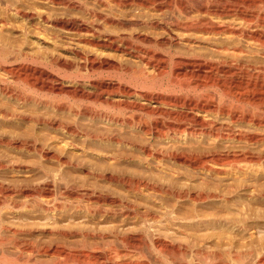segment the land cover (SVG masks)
<instances>
[{
    "label": "bare ground",
    "instance_id": "6f19581e",
    "mask_svg": "<svg viewBox=\"0 0 264 264\" xmlns=\"http://www.w3.org/2000/svg\"><path fill=\"white\" fill-rule=\"evenodd\" d=\"M57 36L78 40L54 49ZM3 176L26 178V199L42 179L94 217H138L156 249L184 236L191 264H264V0H0ZM1 218L0 264L66 255L35 234L70 228Z\"/></svg>",
    "mask_w": 264,
    "mask_h": 264
},
{
    "label": "rangeland",
    "instance_id": "374dc122",
    "mask_svg": "<svg viewBox=\"0 0 264 264\" xmlns=\"http://www.w3.org/2000/svg\"><path fill=\"white\" fill-rule=\"evenodd\" d=\"M174 34L176 35V33H174ZM49 38H50L49 40L51 42L50 41H48V42L51 46H54V49L55 48L59 49L61 46H63L62 48H64V47L67 48L69 45H71L73 43L72 40H78L77 37L71 38L70 36H64V37L63 36L62 37L57 36L54 38L53 37H49ZM63 39H65V40H63ZM174 41H175V39H174ZM165 48H167V47H165ZM168 48H172L173 50H176L177 47L174 43L172 45H168ZM10 86L16 87L13 84H11ZM43 140L46 141L44 138H43ZM46 142H49V141H46ZM57 150L58 149H56V151ZM3 177H0V184L5 185V186L8 184L7 186H10L13 190L11 189L8 191V193H5L0 189V213H1L0 215L2 217L1 222H3L4 224L6 223V225H10L12 223L13 226H16L17 224L19 225L21 222H22L21 224H23V222L24 223L26 222L27 224H29L28 222H30V224L41 223L42 225L44 223H45L44 225H46L48 223V225L52 224L51 226H53V227L55 225V228L57 226H58V228H59V226H61V228L63 227V228L68 229V230L70 228V230H73L72 235L69 236V238L68 237H66V238L61 237L60 235H53V237H52V235L40 236L41 234L40 235L35 234V238H37L36 240H38V241H40V240L41 241L42 240L48 241V240L56 239V237L57 238H63L66 241L65 248L67 251H66V255L65 254H64V256L62 255V257L58 256V257H60V259L55 258L56 261H55V259H53L51 261V260H46L47 258L43 259L41 257L40 259H36V260L33 259L32 261H27L26 257H24V259H22V261L19 260V262L21 261L19 264H37V263L40 264V263H43V261L46 264H53V263L54 264H56V263L57 264H67V263H69V264H79V263L82 264L81 262H83V261H86L90 264H96V263L97 264H132V263L136 264V263L140 262L141 260H142L141 262H144L146 264H149V263L150 264H191L190 260H193L191 257L192 253L190 251L192 250V247H195V244H194V242H191L190 240H189L190 243H193V244H190L189 242L187 243L188 239L185 238L184 236H179V237H184L185 239L179 238L178 235H175L176 237L174 236V234H175L174 231H175V229L178 228L177 225H169L168 226V223L164 222L165 224H167V228H168V229H165L166 225L162 222L163 224L160 223V226H162L161 228L155 227L152 229L153 231H157L159 229L158 232H160V233H164V234H168L170 236H174V237H172L174 239L171 240V238H170V240L168 239L169 241L167 240V242H162V244H159L160 248L156 249L153 246V241H150L151 238L150 237L147 238V234H144V233H146V232H144L145 226H144V224H141V222H139L140 220L138 219V217L130 219L131 220L130 222L125 221V219H123L124 217H122V215H119V214H115L113 216L114 218L113 217L106 218L104 215L101 216L102 214H97L98 216H96L97 217L96 218V217L92 216V214H91L92 210H94L93 209L94 205H91L92 203L89 204L90 201H88V200L83 201L82 206H80L81 208L80 207L77 208L78 205L76 203L79 201L78 197H75V198L74 197L69 198V196L66 197V195L63 194V191H61L55 187L51 188L50 191H46L47 189L43 188L41 185L44 182V180L42 182V179H36L34 182H33L34 179L33 180L30 179V180H32V184L34 183L35 187H36V184L39 183V181H40L41 184L40 185L37 184V187L41 186L42 188L41 187L37 188V189H40V190H38L40 195L35 194L36 196L33 195L32 196L33 198L30 197V198L26 199L27 197L25 195L18 193V191L16 190L18 187L15 188V186H18V185L20 187L21 186L20 184H22V180L24 179L23 182H25L26 178L17 177L18 179H16V178L12 179V178H9L6 176L4 178ZM16 180L17 181L19 180L21 183L19 181L17 182ZM1 181L4 183H2ZM23 185L24 184H22V186ZM31 186L34 187L33 185H31ZM43 190H45V191H43ZM62 194H63V196L65 195L66 198L65 197L63 198ZM43 198H44V200H43ZM47 201L49 203H52L50 206L53 205L54 206V207L52 206L53 208H55V206H58V205L61 206L62 209H61L60 216L58 215V217L56 216V218L52 217V215L50 214L49 211L46 212V214H45L44 207L47 206V204H46ZM60 202H61V204H60ZM14 203H16V204H14ZM55 203H58V205ZM87 204H89L91 206L92 210L85 208ZM62 205H64V206L62 207ZM71 205H72V207H71ZM14 206H17L16 207L17 209ZM69 207H70V209H69ZM64 211H66V212H64ZM61 214H63V215H61ZM53 216H55V215H53ZM91 216H92V218H91ZM39 217L41 220L39 219ZM49 217H51V219H49ZM112 218H113V220H112ZM123 220H124V222H123ZM119 223H121V224H119ZM12 224H11V226H12ZM67 226H68V228H67ZM169 227H171L172 229ZM71 228H73V229H71ZM137 229H138L139 234H141V236L139 234L136 235V233H138ZM154 229H157V230H154ZM96 230H97V232H95ZM125 230L126 231L129 230L130 233L126 232ZM131 230L134 232H132ZM141 230H143L142 233L144 235L141 233ZM78 231H80L81 234H79ZM113 231H116V232L119 231L118 233H120L121 231H122L121 233H129V237L130 236H132V237H130V238L128 237L127 239H129V240H125L124 242H122L123 241V240L121 241L122 238H117V237H114L112 235ZM77 232H78V235H77ZM94 232H95V234H94ZM2 233L0 234V235H2L0 238L6 237V234H8L7 236L10 235L9 233H6L5 231L4 232L2 231ZM86 233H89L90 235L92 233V234H94V236L93 235L90 237L88 236L89 238L87 237V239H86L85 236H83ZM36 235H38V236H36ZM100 235H102V236H100ZM133 235H135L136 237L135 236L133 237ZM111 236H113V237H111ZM142 237H144V239ZM139 239H140V241H139ZM176 239H178V240H176ZM179 239H181V240L179 241ZM84 240H85V242H84ZM185 241H186V243H185ZM163 243H165V245H163ZM180 245H182V246L185 245L184 247L187 246L186 248H188V250L191 247L190 251H189V253H191V254L187 253L185 257L182 256V258H181V256L177 252L178 246L180 247ZM207 245H210V244H207ZM205 246H206L205 244H204V246L202 245L203 249L206 251L208 249V254H211L213 257V255L215 253L213 254L212 252H215V251H214V248L212 247V245L207 246V247H205ZM212 248H213V251L209 253V250H211ZM1 249L7 252L10 259L11 258L16 259L15 257H17V255H16L17 253L15 254V252H17V251L15 249L13 250L10 246H8V248H7V246H5L4 249L3 248H1ZM117 249H118V252H120L122 255H120L117 259L113 260V259H111L110 256ZM155 249H156V251H154ZM110 250L111 251L113 250V251L111 252ZM8 251H9V253H8ZM67 253H69V254H67ZM226 256H228V255H226ZM212 257L210 256L209 258L211 259ZM222 257H223L224 261L226 260L227 262H229V263H227L226 261L225 262L223 261L224 264H232L233 262H234V264H236L235 260L233 258H232V261L228 258L230 256L225 257V254H224ZM70 258H72V259H70ZM57 259H58V261H57ZM81 259H83V261ZM210 259H208V260H210ZM214 259L212 258L211 260L214 261ZM39 260H42V262L39 263ZM79 260H81V261H79ZM69 261L72 263H70ZM94 262H96V263H94ZM207 262L210 263V261H207ZM248 262H251V260H249ZM248 262L246 264H249ZM2 264H5V263H2Z\"/></svg>",
    "mask_w": 264,
    "mask_h": 264
}]
</instances>
